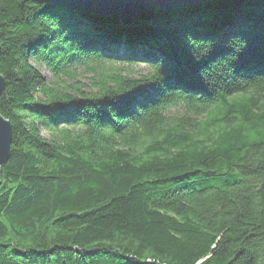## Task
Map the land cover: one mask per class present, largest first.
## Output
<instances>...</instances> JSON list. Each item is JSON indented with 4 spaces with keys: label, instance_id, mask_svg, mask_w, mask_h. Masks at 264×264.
Instances as JSON below:
<instances>
[{
    "label": "trees",
    "instance_id": "16d2710c",
    "mask_svg": "<svg viewBox=\"0 0 264 264\" xmlns=\"http://www.w3.org/2000/svg\"><path fill=\"white\" fill-rule=\"evenodd\" d=\"M0 76V264H264V0H0Z\"/></svg>",
    "mask_w": 264,
    "mask_h": 264
},
{
    "label": "water",
    "instance_id": "95a60500",
    "mask_svg": "<svg viewBox=\"0 0 264 264\" xmlns=\"http://www.w3.org/2000/svg\"><path fill=\"white\" fill-rule=\"evenodd\" d=\"M61 5L75 11L91 13L98 16L130 17L147 7L168 10L193 3L203 4L212 0H34ZM4 82L0 76V93ZM11 125L0 114V171L10 154Z\"/></svg>",
    "mask_w": 264,
    "mask_h": 264
},
{
    "label": "rangeland",
    "instance_id": "374dc122",
    "mask_svg": "<svg viewBox=\"0 0 264 264\" xmlns=\"http://www.w3.org/2000/svg\"><path fill=\"white\" fill-rule=\"evenodd\" d=\"M35 65V63H34ZM124 69L123 71L125 73H129L132 75H137L138 73H145L147 70V67H145L142 64H132V65H126L122 66ZM37 70H39L42 75H44L46 81L52 79L50 76L49 71L46 69L44 65L37 66ZM100 74V71H90L86 68H74L72 70L71 76L67 78H62V81L64 80V84L66 85H75L78 86L79 88L83 90H90L94 91L95 88V82L97 78L99 77L98 75ZM4 82V81H3ZM59 85H62L63 83L58 82ZM4 88V87H3ZM182 115L178 110H170L169 111V116L172 119H176V117H180ZM11 125V124H10ZM44 136H47V133L43 131Z\"/></svg>",
    "mask_w": 264,
    "mask_h": 264
}]
</instances>
